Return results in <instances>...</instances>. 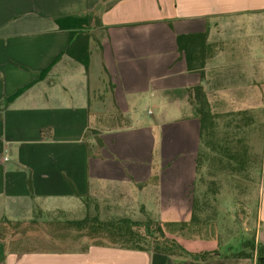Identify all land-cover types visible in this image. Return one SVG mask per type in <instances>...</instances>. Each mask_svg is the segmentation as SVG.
Instances as JSON below:
<instances>
[{
  "label": "crops",
  "instance_id": "obj_1",
  "mask_svg": "<svg viewBox=\"0 0 264 264\" xmlns=\"http://www.w3.org/2000/svg\"><path fill=\"white\" fill-rule=\"evenodd\" d=\"M86 14H94L101 24L90 29L87 70L64 54L69 36L66 31L59 30L54 21L59 17ZM146 29L156 30L148 40L144 36ZM168 32L173 37V43L167 42ZM179 35L199 36L196 38V48L187 55L178 49ZM136 51L154 55V65L165 68L168 80L177 77V85H168L161 91L165 95L179 96L180 93L198 123L197 128L193 129L197 149H193L194 152L191 149L196 165L195 174L187 177L181 198L182 208L187 212L186 221L191 227L208 228L205 229V233L210 235L208 238L218 236L217 231L223 226L218 217L220 185L226 179L231 191L238 188L242 177L241 164L251 163L250 158L242 160L240 148L258 145L261 135V163L264 170V122L259 133L253 136L247 134V146L242 143L241 136V130L252 132V128H255L253 120L257 112L254 106H258L257 100L264 102V0H0V225L23 227L21 231H12L8 236L11 239L0 233V264L257 263L256 252L244 258L222 254L218 258L195 262L176 260L152 251L109 246L63 249L54 245L59 242L57 233L50 235L45 228L35 230L39 226H47L45 219L40 222L34 219L35 216L40 218L53 214L68 218L67 215L79 211L84 212L85 216L89 210L88 202L94 204L93 209L102 203L107 205L105 210L110 206L115 210L117 208L106 198L91 193L89 181L83 184V190L88 188V191L79 192L75 181L66 176L63 182L67 185L69 196L77 199L79 206L71 203L64 208H45L36 203V196H46L44 187L48 191L50 185V178L38 173H54L52 170L55 167L49 165L50 159L40 161L38 158L32 166H21L15 158L4 157L15 139L17 115L25 114L30 105L24 111H19L20 101L26 99L28 103L36 95L34 87L42 84L51 91V98L57 96L53 106L51 104L47 108L64 109V98L60 100V92L64 89L62 84L75 81L77 73L73 63H77L82 67L79 72L83 77L81 98L86 100L79 108L87 111L96 109L98 121L104 125L102 116L107 113L102 109L106 104L91 103V94H96L95 100L100 99V93L107 91L106 77H124V69L121 68L127 67L136 56L140 57ZM168 52L171 54L168 62L158 59L159 55ZM174 67L176 69L172 71ZM22 73L27 74L24 80H21ZM112 86L110 84L111 92L114 89ZM195 87L201 88L198 97L204 111L202 125L196 116L197 105L191 102ZM111 107L117 108V104L113 102ZM227 116L228 122L223 123ZM125 125L117 124L109 128ZM91 132L99 134V130L87 128L84 136ZM223 140L226 141L224 145L221 144ZM98 142L101 146L100 138ZM249 154L250 151L247 157ZM69 164H76V160L71 163L69 159L63 166L74 174L79 166ZM223 164L227 166L221 170ZM62 172L58 168L56 173ZM139 177L134 179L143 178ZM241 208L246 209L245 206ZM250 216V213L247 214L240 226L245 228V232L253 231L256 244L264 245L263 203L255 211L254 222L249 220ZM229 223L232 224L233 220L230 219ZM53 237H57V240H52ZM27 240L37 243L45 241L51 245L41 249L17 248L18 242ZM213 251L217 250L195 253Z\"/></svg>",
  "mask_w": 264,
  "mask_h": 264
},
{
  "label": "rangeland",
  "instance_id": "obj_2",
  "mask_svg": "<svg viewBox=\"0 0 264 264\" xmlns=\"http://www.w3.org/2000/svg\"><path fill=\"white\" fill-rule=\"evenodd\" d=\"M155 32L156 30L146 29L144 36L148 40ZM168 33L167 42L173 43V37ZM135 53L140 57L136 56L127 67L121 68L124 69V77H106L107 91L100 93V99L95 100L96 94H91V103L106 104L102 109L107 113L102 116L104 125L99 123L96 109L87 111L79 108L86 102L81 98L83 77L79 72L82 67L73 63L77 73L76 79L74 82L62 84L64 89L60 92V100L64 98V109L47 108L51 104L53 106V100L57 101V96L51 98V91L42 84L34 87L36 95L30 98L28 103L26 99L20 101L19 111H24L29 103L30 105L25 114L17 115L15 139L4 153V157L15 158L21 166H32L38 158L40 161H44L43 158L50 159L49 165L55 167L52 170L53 175H48L49 171L38 173L50 178L48 191L44 187L46 196H36V203L40 207L64 208L71 203L79 206L77 199L69 196L63 177L75 181L79 192L88 191V188L83 190V184L89 181V191L114 203L112 206L117 210L111 206L105 210L107 205L104 203L93 209L94 204L88 202V215L97 216L100 220L121 217L138 221L152 220L160 223L166 237L174 239L190 252L216 249L223 255L232 254L239 250L240 243L253 237V231L245 232L240 222L246 219L249 213V220L254 222L257 207L260 203L264 206L262 135L261 139L260 136L258 138V145L240 148L242 160L250 158L251 163L241 164L243 170L241 169L242 177L238 188H232L231 191L226 179L220 185L218 217L223 226L217 231L216 238H208L210 235L205 233L208 228L194 229L187 223V212L182 208L181 201L187 177L195 174L196 165L191 149H197L193 129L197 128L198 123L192 112L187 109V103L180 93L179 96L165 95L161 91L163 87H169L168 85H177V77L168 80L165 68L154 65V55H149L148 52ZM170 56L168 52L159 55L158 59L165 63L170 60ZM175 69L174 67L172 71ZM22 74L21 80H24L27 74ZM28 77L30 78L29 75ZM167 81H171L170 84H166ZM110 84L113 85V92ZM257 101L258 106H254L257 112L253 120L255 128H252V132L241 130L242 143L246 146L249 143L247 134L253 136L259 133V128L264 122V102ZM113 102L117 104V108L112 109ZM114 112L118 113L111 115ZM228 117L222 122H228ZM117 124L126 125L109 128ZM87 128L97 129L99 134L91 132L84 136ZM98 138L102 141L101 146ZM225 142L223 140L221 144L224 145ZM248 151L250 154L247 157ZM69 159L71 163L76 160V164L69 165L79 166L74 174L70 169L63 168ZM225 166L227 165L223 164L221 170H224ZM58 168L62 169L61 174L56 173ZM139 176H142L143 180L134 179ZM246 176L249 178L245 179ZM122 189L125 192H122ZM83 216L82 211L67 215L70 219H80ZM38 217L35 216L34 219H45L47 222L68 219L53 214ZM230 219L233 220L232 224L229 223ZM21 229L23 230V227L20 225L13 228L0 225V233L5 235V238L12 231ZM6 243L9 245L8 241ZM47 245L49 244L45 241L37 243L32 240L16 244L18 249H41ZM66 245L61 244L60 247Z\"/></svg>",
  "mask_w": 264,
  "mask_h": 264
},
{
  "label": "trees",
  "instance_id": "obj_3",
  "mask_svg": "<svg viewBox=\"0 0 264 264\" xmlns=\"http://www.w3.org/2000/svg\"><path fill=\"white\" fill-rule=\"evenodd\" d=\"M54 21L58 29L66 31L69 36V42L64 54L79 62L87 70L90 29L101 26L98 17L94 14H86L83 16L59 17L55 18ZM197 37L199 36L179 35L177 37L179 51L183 55L190 53L197 46ZM200 89V87L194 88L195 95L191 97V102L197 105L196 116L202 125L204 111L198 97V90ZM6 101H11V99ZM44 224L47 226L42 227L49 231L50 235L53 233L59 235L57 245L67 244L62 247L63 249H84L89 245L109 246L130 250L152 251L176 260H191L195 262H203L223 256L218 251L195 253L186 250L174 239L166 237L160 223L152 220L136 221L129 218L100 220L97 216L86 214L83 218L76 220L50 221ZM42 227L40 226L39 228L42 229ZM54 239L57 240V237L52 238V240ZM254 252H256V264H264V245L256 244L254 237L243 241L241 248L230 255L233 258H244L252 256Z\"/></svg>",
  "mask_w": 264,
  "mask_h": 264
}]
</instances>
